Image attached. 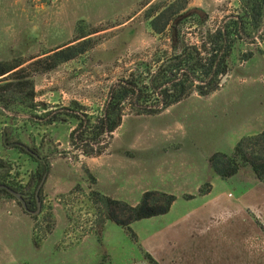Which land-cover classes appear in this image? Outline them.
Here are the masks:
<instances>
[{"label":"rangeland","instance_id":"rangeland-1","mask_svg":"<svg viewBox=\"0 0 264 264\" xmlns=\"http://www.w3.org/2000/svg\"><path fill=\"white\" fill-rule=\"evenodd\" d=\"M175 1L207 17L200 22L192 16L182 24L189 45L208 40L243 6L242 0H0V62H23L13 71L22 70L23 82L33 81L35 94L30 111L19 107L31 85L15 95L6 90L14 73L0 76V94L9 105L0 102V184L15 186L33 211L0 190V264H149L148 251L166 264H264L257 208H246L245 215L235 211L232 225L222 213L233 203L235 210L254 204L264 196V182L250 166L222 178L209 162L213 153H232L241 138L264 127V23L255 36L234 44L230 70L210 94L203 95L210 87L205 81L188 82L183 100L153 115H138L137 104L125 101L122 123L104 141L101 155L87 154L77 143L81 119L101 118L121 80L145 86L173 54L169 30L157 33L147 13ZM81 26L89 34L75 40ZM83 39L89 40L87 50L52 70L34 63ZM148 98L149 104L157 101L150 87ZM208 183L211 191L200 194ZM94 190L130 204L147 190L177 199L168 213L132 223L134 239L113 221L102 225ZM208 200L222 203L214 225L234 226L232 239L226 229L215 239L206 230L193 236L175 230ZM166 233L171 244L161 249L157 237Z\"/></svg>","mask_w":264,"mask_h":264},{"label":"trees","instance_id":"trees-1","mask_svg":"<svg viewBox=\"0 0 264 264\" xmlns=\"http://www.w3.org/2000/svg\"><path fill=\"white\" fill-rule=\"evenodd\" d=\"M242 1L241 10L237 14L229 15L222 26L217 28L213 34H209L208 40H204L200 45L185 44V39L181 36V26L187 18L195 16L200 22L207 20L200 8L187 10L183 6L176 7L177 2L175 1L161 7L156 12H153V10L148 12L147 16L151 19L150 24L157 33L169 30L173 54L163 60L156 72L150 76L149 84L140 86L133 78L121 80L113 88L101 118L94 120L87 115L81 119L82 132L77 143L85 147L86 153L93 154L96 150V154L101 155L104 152L107 148L105 140L109 135H113L122 123L124 116L122 106L125 101L137 104L140 108L138 115H153L159 114L174 103L183 100L187 94L186 84L188 82L193 83L197 79L205 81L207 86L210 87L203 95H208L219 88V85H217L218 77L230 70L227 58L234 44L237 41L246 40L247 37L255 36L264 23V0ZM88 34L85 32V28L81 26L75 40L82 39ZM260 38L264 41V34ZM88 41V39H83L47 54L34 63L41 67V71L52 70L59 64L85 52ZM252 42H255V40ZM208 45H210V48ZM203 53H208L209 56L206 57ZM22 64L23 62L14 64L0 62V76H11L14 73L15 77L13 81L7 84L6 90H11L15 95L22 93L25 88H29V84L31 85L32 90L28 92L27 102L18 101L19 107H25L30 111L32 104L29 101H33L35 98L33 81L24 80L25 82H23L21 79L26 76L21 75L22 70L13 71ZM201 86L199 84L200 88ZM149 87L156 95L157 101L155 104L148 103ZM4 97L5 95L0 94V102L8 107L9 105ZM58 118L59 115L57 114L52 116L50 121H57ZM100 143L102 145L95 149V145ZM209 162L213 171L222 178H229L237 174L242 168L250 166L257 179L264 182V127L259 133L241 138L232 153L221 151L213 153L209 158ZM10 186L18 190L15 186ZM211 188L212 184L208 183L206 189L200 188V194L209 193ZM0 190L15 197L6 189L0 188ZM92 195L94 203L100 204L103 209L102 225L106 220L113 221L124 227L134 239H136V233L132 229V223L168 213L177 199L175 194L161 190L145 191L137 204H130L116 199L98 190H94ZM194 197V195L187 196L188 199ZM145 258L149 264H161L149 252L145 253Z\"/></svg>","mask_w":264,"mask_h":264},{"label":"crops","instance_id":"crops-1","mask_svg":"<svg viewBox=\"0 0 264 264\" xmlns=\"http://www.w3.org/2000/svg\"><path fill=\"white\" fill-rule=\"evenodd\" d=\"M243 196L245 197L246 195L241 196V198L239 199V205L241 204L242 201H244ZM245 200H246V202L248 201V199H245ZM208 202H209V200L204 202L203 204H201L199 207H197L196 210L192 214L189 215L190 216L189 219H186V217H185V219L183 220V224L179 225V226L176 225L177 227H174L175 230H178V232L189 231V232H191L192 236L194 233H197L198 231H205L206 230L205 233L211 235L212 236L211 239H215L218 236L217 234H219L217 231H223L226 229L227 230L226 231V233H227L226 238H228V236H229L232 239L233 238V232H234V230H233L234 226L219 227V226L214 225L216 222V220L213 221L214 216H215V212L217 211V207L220 206L222 203L215 201L213 203L211 202V204L208 205L207 204ZM236 204L237 203H233V204L229 205L228 207H225L226 209L222 211L223 214L227 213V215L229 217L228 220H231V225L233 223L234 213H236L235 211H237L238 214L240 212L242 214L244 213V215H245L246 214L245 213L246 208H257L258 211H257V218H256L257 220L256 221L264 233V220L262 221V219H261L264 217V196H262L261 198H259V197L255 198L254 204H250L249 202L243 203L241 205L243 207L237 208V210H235ZM260 220H261V222H259ZM228 228L230 229V231H228ZM167 233L165 235L159 234V236L157 237L158 238L157 242H158V245H160L159 248H161V249H165V248L170 247V244H171L170 237L168 236ZM160 236H161V238L159 239ZM166 242H169L170 244L169 243L167 244ZM182 243L183 242H180V244L183 245V247L185 248L184 244H182ZM183 247H182V249H183ZM148 252L150 253V251H148ZM155 256H156V259L158 261H160L161 264H166L160 255H155Z\"/></svg>","mask_w":264,"mask_h":264},{"label":"water","instance_id":"water-1","mask_svg":"<svg viewBox=\"0 0 264 264\" xmlns=\"http://www.w3.org/2000/svg\"><path fill=\"white\" fill-rule=\"evenodd\" d=\"M26 149H27V147H26ZM34 154V153H33ZM35 155H37V154H35ZM0 188H4V189H6V190H8L11 194H13L21 203H22V205H23V207L25 208V210H27V211H29V212H33V211H31L29 208H28V206H27V203H26V201H25V199H24V196H23V194L22 193H20L19 191H17L16 189H14V188H12V187H9V186H7V185H5V184H0Z\"/></svg>","mask_w":264,"mask_h":264},{"label":"flooded vegetation","instance_id":"flooded-vegetation-1","mask_svg":"<svg viewBox=\"0 0 264 264\" xmlns=\"http://www.w3.org/2000/svg\"><path fill=\"white\" fill-rule=\"evenodd\" d=\"M32 155H33L34 157H36L37 159H39V158H40V156H38V155H35V154H33V153H32ZM45 175H46V174H45ZM45 175H44V178L46 177ZM42 179H43V178H42ZM28 212H29V211H28ZM30 213H31V212H30Z\"/></svg>","mask_w":264,"mask_h":264}]
</instances>
